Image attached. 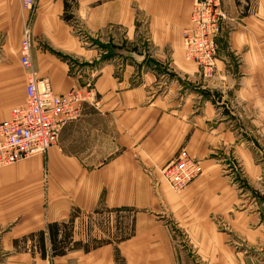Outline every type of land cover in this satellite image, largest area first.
Returning <instances> with one entry per match:
<instances>
[{
    "label": "crops",
    "instance_id": "crops-1",
    "mask_svg": "<svg viewBox=\"0 0 264 264\" xmlns=\"http://www.w3.org/2000/svg\"><path fill=\"white\" fill-rule=\"evenodd\" d=\"M65 1L24 9L0 0V122L25 102L19 50L29 18L38 78L59 96L92 83L99 100L84 104L44 156L0 170V264H252L251 246L264 242V0H238L249 3L246 15L222 0L230 23L210 82L183 57L193 0H75L69 23ZM187 77L195 90H185ZM183 153L201 161L203 176L179 194L163 182L154 191L148 170ZM233 165L244 181L236 175L234 184ZM244 198L255 212L241 209ZM98 210L128 212L129 236L87 248L92 233L73 212ZM71 217L75 247L43 259L26 236Z\"/></svg>",
    "mask_w": 264,
    "mask_h": 264
},
{
    "label": "built area",
    "instance_id": "built-area-1",
    "mask_svg": "<svg viewBox=\"0 0 264 264\" xmlns=\"http://www.w3.org/2000/svg\"><path fill=\"white\" fill-rule=\"evenodd\" d=\"M20 1L27 9H32L36 4V0ZM197 7L195 19L200 32L197 41H204L203 45L199 44L198 53L193 49L194 55L196 61L210 65L213 44L207 43L206 36L216 31L220 16L215 11L211 12L212 9L205 8L211 7L210 4ZM205 11L210 15L202 19ZM31 44V30L26 27L20 49V63L28 72L26 97L24 104L14 108L10 118L0 124V168L45 154L58 143L62 127L80 116L83 105L95 102L90 95L86 101L80 102L73 90L65 95H56L49 79L37 78L31 60ZM88 88L95 94L90 85ZM193 166L188 159L168 163L165 168L167 184L174 190L183 189L198 175Z\"/></svg>",
    "mask_w": 264,
    "mask_h": 264
},
{
    "label": "rangeland",
    "instance_id": "rangeland-1",
    "mask_svg": "<svg viewBox=\"0 0 264 264\" xmlns=\"http://www.w3.org/2000/svg\"><path fill=\"white\" fill-rule=\"evenodd\" d=\"M65 2H68L70 4V8H69L67 14L72 16V19L70 21V22H72V21H74V18H75V16H74L75 13L73 11L76 8L75 0H66ZM204 4H210L211 7H205V8L207 10L212 9L211 12H214L215 11L220 16V19L218 20V24H217L216 31L213 32V33H211L210 35L206 36L207 43L210 44V45L213 44L212 61H211L210 65H208V64L206 65L204 63H200V62L196 61V58H195V55H194V50L198 53L199 44L203 45V41H204V40L202 42H198L197 41L198 39H200V32H199V27L196 25V19H195V15H196L197 9H198L197 5L199 6V5H204ZM236 6L237 7L239 6L240 8L242 7L244 9V15H246V12H247V10L250 7L249 3H246V4H244V6H242L241 2H239L238 0H236ZM23 8L24 9H27L24 6H23ZM200 10H201V7H200ZM205 14H206V11H205ZM205 14H204V16H203L202 19H204V18L207 19L208 18L207 16L210 15L209 13L206 14V15ZM190 19H191L190 27L187 28L186 30H184V32H183V40H182L183 41V57H184L185 61L187 62V64L190 65L194 69L195 74L197 75V77L199 78V80H204V82H210L211 79L215 76V72H216V60L218 58L219 49H220L218 47V39L220 37H222L225 24L230 23V19L227 17V15H226V13H225V11L223 9L222 0H193L192 12H191V18ZM32 22H33V20L31 18H29L27 20V22L25 23V28L26 27H29L30 30H31V32H32V29H31ZM23 34H24V32H23ZM22 38H23V36H22ZM141 39H144V41L146 39L147 42L150 41V38H144V37L142 38L141 37ZM113 41L114 40L112 38H108L107 39V42H106L107 43L106 45L108 46V50H107L108 55H107V57H109V58L113 57V54H114V47L115 46H113L111 44V43H113ZM21 42H22V39H21ZM21 42H20V49H21ZM12 53H13L12 55L14 56L15 55V52L13 51ZM19 54H20V50H19ZM139 55L140 56L141 55L142 56H145L146 55L145 49L140 50ZM11 59L14 60V57H11ZM19 61H20V56H19ZM13 63L14 62L12 61V65H13ZM18 66L19 65L16 64L13 67V70H15L16 75L22 74V71H20L21 69H18L17 68ZM23 70H24V72L26 74V85H27V82H28V72L24 68H23ZM34 72H35V70H34ZM36 76H37V74H36ZM37 78H38V76H37ZM186 83L188 84L187 87H185V90L186 91L189 90V89H194L195 90L197 88V86L199 85L195 81L194 82L193 81H190L188 77H187ZM88 85L91 86V89H93V91L95 92V94L92 93V92H90L91 90H90V88H88ZM71 91H69V92H71ZM72 92H75V93L78 94V98H79V101L80 102L83 101V100L86 101V98H88L89 95H90V97L93 98V100H95V102L94 101L92 102L94 105L98 104V102H99L98 96L96 94V91H95L92 83L86 84L84 90H82V89L81 90L80 89H77L76 90L75 89ZM87 104H90V103H87ZM16 107L17 106H15V107H13L11 109L9 116H11V113H12L13 109L16 108ZM83 107H84V105H83ZM83 107H82V109H83ZM81 114H82V111H81ZM81 114H80V116H81ZM78 118H76V119H78ZM1 123L2 122H0V124ZM53 146H51V147H53ZM45 154H43V156ZM183 159H188V160L192 161V163L194 165L193 166V169L195 170L196 173H198V175L194 179L199 178L200 176H203L204 169L201 166V161L198 160V159H196V158H194V157H192V156L185 155V153H183L181 156H178V158H176L175 160L169 161L168 163L180 161V160H183ZM163 164L164 163H162V165ZM166 165H164L160 169L158 168L157 173H155L153 170H150V171L148 170V174L151 175V180H152L151 186L154 188V191H155L158 188H160L159 184L163 182V184L167 188H169V190L171 192H174L176 194H179L194 179H192L190 182H188L187 185L183 189H179L178 190V189L175 188L176 190H174L173 188H171L167 184L169 182H168V179H167L166 174H165ZM233 167L236 168V170H234L232 172V174H233V177L232 178H233L234 184L236 182V180H235V176L236 175L238 177H240V178L243 177L242 179L244 181V173H243L242 169L239 168L237 165H233ZM3 168H5V167H1L0 170L3 169ZM149 169H151V168H149ZM45 176H44V184H46L45 181L47 180V178H45ZM243 181H241V184H242ZM246 204H247V199L244 198L243 201H242V205H241L242 208L241 209L249 210L251 212H255L252 209V206H250V207L248 206L249 207L248 208ZM74 215L77 218H83L84 217L86 224L84 225V228L82 227L83 233L85 232V229H86V231H87L88 234H91L92 233L91 235H89L90 236L89 240L86 243H84V244H87V246H88L87 248H90L91 249L93 247H96L98 245H102V244H105V243H114V244H116L120 239H124L126 236L127 237L129 236V233H130V229H129L130 220L128 218L130 217V215L128 214V212H120V211L119 212H115V211H109V210H98V211H95V212H93L91 214H87V213L86 214H83L82 212H76L75 213V211H74L73 212V217H74ZM101 215L103 217H101ZM121 217H122V219H121ZM72 220L75 221L71 217V220L68 221L67 223H62V222L61 223L60 222H54V223L59 224V225L60 224H65V225L71 226V228L72 227L74 228V222ZM51 224H53V223H49L46 226V229L45 230L38 232V233L43 232L45 234V237H47L46 240H48L49 243H50V247H49V246L46 245L47 244V241L45 240V249L46 250H45V254L44 255L42 254V250H37V252H39L41 254V256H42L43 259H46L48 257L47 251L49 252V254L51 255V257L56 258V257H63L70 250H72L71 247H70L69 251H67L62 256H54L53 255V250H52L51 241H50V232L48 230V227ZM99 232H101L104 235V237H102V239H100V240L96 239L95 236L93 237L94 234L96 235V233H99ZM38 233L30 234V235L26 236V238L33 237V238H36V240H38V238H37L38 235H39ZM181 242H182V244L189 242L187 240V236L186 235H184V238L181 240ZM2 243H3V241L0 239V248H2V246H3ZM20 243H19V241H15L14 242V246H17ZM28 244L30 246L27 247V250L26 251L32 250L33 246L34 245H37V244H35L33 242V240L31 242L29 241ZM71 244L74 245L73 242H71L70 245ZM253 246H251V254H250L252 264H264V242L262 243V246H260V247H258V246L257 247L254 246L253 247ZM74 247H75V245H74ZM31 253H34V251L31 252ZM0 255L1 256L4 255V253H3V251L1 249H0ZM196 258L199 259L198 261L200 262V259L201 258L200 257H196Z\"/></svg>",
    "mask_w": 264,
    "mask_h": 264
},
{
    "label": "trees",
    "instance_id": "trees-1",
    "mask_svg": "<svg viewBox=\"0 0 264 264\" xmlns=\"http://www.w3.org/2000/svg\"><path fill=\"white\" fill-rule=\"evenodd\" d=\"M70 8V4L68 2H65V15H64V20L66 22H70L72 19L71 15H68V10ZM65 126V125H64ZM63 126V127H64ZM63 127L60 131V133L63 130ZM59 133V136H60ZM48 230L50 232V241H51V246L53 250V255L54 256H62L64 255L67 251L66 249L69 247L71 243V238H72V228L69 225L65 224H56L53 223L49 225ZM38 244H39V250H42V254H45V234L43 232L38 233Z\"/></svg>",
    "mask_w": 264,
    "mask_h": 264
}]
</instances>
